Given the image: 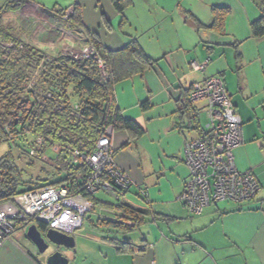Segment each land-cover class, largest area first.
Instances as JSON below:
<instances>
[{"label": "crops", "instance_id": "1", "mask_svg": "<svg viewBox=\"0 0 264 264\" xmlns=\"http://www.w3.org/2000/svg\"><path fill=\"white\" fill-rule=\"evenodd\" d=\"M216 7L228 8L220 29L210 27ZM263 11L264 0H130L122 12L113 0H0L5 38L50 58L80 56L95 38L112 51L136 39L156 60L114 87L122 116L144 129L136 138L114 131V158L132 182L122 202L147 214L129 234L104 223L119 207L90 215L74 247L61 248L69 264H264V35L252 29ZM210 77L224 81L242 119L235 164L261 187L252 200L213 202L193 214L181 197L189 178L185 145L206 133L209 113L207 99L190 93ZM29 226L0 239V264H46L54 247L40 253ZM126 237L143 247L120 251L114 239Z\"/></svg>", "mask_w": 264, "mask_h": 264}, {"label": "trees", "instance_id": "2", "mask_svg": "<svg viewBox=\"0 0 264 264\" xmlns=\"http://www.w3.org/2000/svg\"><path fill=\"white\" fill-rule=\"evenodd\" d=\"M115 7L122 12L130 0H113ZM228 8H213L215 15L211 28L223 26ZM255 36L264 35V11L262 17L254 21ZM14 41L12 48L1 42ZM7 40L0 32V142H15L17 137H25L30 132L36 135L31 149L37 153L30 156L44 155L47 146L69 145L81 151L91 150L108 125L113 129L129 131L133 137H140L144 129L135 121L122 116L114 94L115 84L153 66L156 60L151 58L136 39L122 49H105L97 39H93L96 55L94 57H75L61 55L48 59L43 51L23 45L17 39ZM98 58L106 65V75H102ZM40 67L36 82L30 86L34 73ZM80 96L79 102H73L69 92ZM40 88L38 91L36 89ZM51 92L52 96L45 93ZM78 106V108L75 107ZM42 139L38 147L37 139ZM67 150L60 147V156L56 159V173L64 177L46 178L39 182H25L12 157L5 154L0 158V201L8 199L17 192H22L41 185L70 181L73 189L77 185L73 175L81 169L68 160ZM55 175V174H54ZM25 184L20 189V186ZM96 200V199H95ZM97 201V200H96ZM185 204V203H184ZM120 215L105 219L104 223L117 228V233L129 234L139 226L147 213L124 202L116 205ZM132 219L134 225L116 220ZM46 227L45 224H41ZM120 251H130L136 245L131 238L114 239Z\"/></svg>", "mask_w": 264, "mask_h": 264}, {"label": "built area", "instance_id": "3", "mask_svg": "<svg viewBox=\"0 0 264 264\" xmlns=\"http://www.w3.org/2000/svg\"><path fill=\"white\" fill-rule=\"evenodd\" d=\"M1 43L9 48L15 44L14 41ZM95 55V47L89 45L80 56L89 58ZM98 66L101 74L106 75L103 59L98 58ZM193 67L201 70L204 65L195 62ZM37 78L38 75L34 76L30 86ZM45 94L52 96L51 92ZM190 99H207L209 122L206 133L185 145V164L189 171L181 195L185 206L191 213L199 214L213 202L252 200L261 186L251 171H240L235 164L234 149L242 142V119L224 81L220 77H210L194 83ZM114 131L112 125L105 127L91 150L81 151L56 144L58 149L62 147L80 159L81 169L73 175L76 189L70 181H63L17 192L0 201V239L9 238L20 225L33 223L74 235L90 215L102 210L96 211L98 200L95 194L99 191L115 195L120 203L132 182L114 158ZM37 142L40 146L42 139L38 138ZM35 153V149L30 150V154ZM115 219L128 225L135 224L132 219Z\"/></svg>", "mask_w": 264, "mask_h": 264}, {"label": "rangeland", "instance_id": "4", "mask_svg": "<svg viewBox=\"0 0 264 264\" xmlns=\"http://www.w3.org/2000/svg\"><path fill=\"white\" fill-rule=\"evenodd\" d=\"M23 45H25V43L20 42L18 44V47L23 48ZM77 57H81V56H77ZM40 71L42 72V69ZM39 73H34L33 76H37V75L39 76ZM36 90L40 91L41 89L38 88ZM70 94H71L73 102L80 100V96H78L75 92L71 91ZM35 138H36V135L28 132L24 138L17 137L14 143L13 142L10 143L8 141L0 142V158L3 157L5 154L12 157V159L14 160L15 164L17 165L19 169V173H21L22 179L25 182H30V181L39 182L40 180H44L49 177L50 179L54 178V180H56L57 178L59 179L61 177H64V174L58 175L56 173L55 162H56V159L60 156V149L55 147V145L47 146L44 151V155H42V157L29 155L28 151L32 147L31 144L33 141H35ZM38 147H41V145ZM68 160H70V162L76 165L80 163V159L71 154L68 155ZM24 185L25 184H22L20 186V189L24 188L23 187ZM126 194L127 193H125L122 196V199H120L121 202L125 198ZM95 197L102 200V202L98 203V205L96 206V211L100 210L101 208H104V211H114L118 209L116 205L119 203V201L115 195H112L107 192L99 191L95 194ZM137 199H138V196H137ZM228 201H231V200H228ZM86 223H87V219L85 220L84 224ZM112 229L118 230L115 227H113Z\"/></svg>", "mask_w": 264, "mask_h": 264}, {"label": "water", "instance_id": "5", "mask_svg": "<svg viewBox=\"0 0 264 264\" xmlns=\"http://www.w3.org/2000/svg\"><path fill=\"white\" fill-rule=\"evenodd\" d=\"M27 236L36 245L40 253H46L51 247L53 251L48 255L46 264H69V257L62 252V247L70 249L75 245V237L49 228L40 230L36 223L29 226Z\"/></svg>", "mask_w": 264, "mask_h": 264}]
</instances>
